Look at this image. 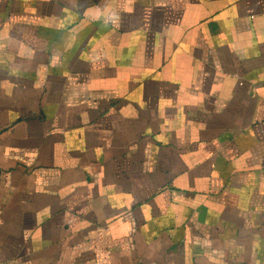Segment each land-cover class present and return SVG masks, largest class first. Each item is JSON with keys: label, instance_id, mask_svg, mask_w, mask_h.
<instances>
[{"label": "crops", "instance_id": "obj_1", "mask_svg": "<svg viewBox=\"0 0 264 264\" xmlns=\"http://www.w3.org/2000/svg\"><path fill=\"white\" fill-rule=\"evenodd\" d=\"M0 264H264V0H0Z\"/></svg>", "mask_w": 264, "mask_h": 264}]
</instances>
